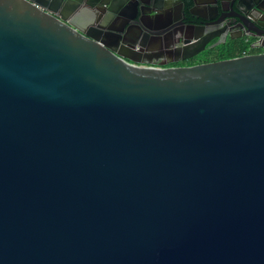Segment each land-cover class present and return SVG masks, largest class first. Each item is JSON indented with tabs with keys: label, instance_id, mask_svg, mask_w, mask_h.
I'll return each mask as SVG.
<instances>
[{
	"label": "water",
	"instance_id": "obj_1",
	"mask_svg": "<svg viewBox=\"0 0 264 264\" xmlns=\"http://www.w3.org/2000/svg\"><path fill=\"white\" fill-rule=\"evenodd\" d=\"M84 1L0 0V264H264V52L128 63Z\"/></svg>",
	"mask_w": 264,
	"mask_h": 264
},
{
	"label": "flooded vegetation",
	"instance_id": "obj_2",
	"mask_svg": "<svg viewBox=\"0 0 264 264\" xmlns=\"http://www.w3.org/2000/svg\"><path fill=\"white\" fill-rule=\"evenodd\" d=\"M85 5H78L81 14L89 9ZM124 5L117 14L100 2L89 10L99 16L92 32L104 30L100 36L128 63L178 67L264 52V0H130Z\"/></svg>",
	"mask_w": 264,
	"mask_h": 264
}]
</instances>
